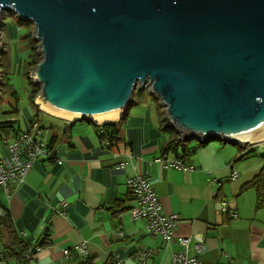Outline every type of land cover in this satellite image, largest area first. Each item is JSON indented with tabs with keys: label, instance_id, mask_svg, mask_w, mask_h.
Listing matches in <instances>:
<instances>
[{
	"label": "water",
	"instance_id": "1",
	"mask_svg": "<svg viewBox=\"0 0 264 264\" xmlns=\"http://www.w3.org/2000/svg\"><path fill=\"white\" fill-rule=\"evenodd\" d=\"M3 11L33 24L28 78L48 109L120 120L147 88L181 140L262 143L264 0H0Z\"/></svg>",
	"mask_w": 264,
	"mask_h": 264
},
{
	"label": "crops",
	"instance_id": "2",
	"mask_svg": "<svg viewBox=\"0 0 264 264\" xmlns=\"http://www.w3.org/2000/svg\"><path fill=\"white\" fill-rule=\"evenodd\" d=\"M4 26L11 39L15 26ZM20 114L24 126L17 124L19 131L33 116L30 106L20 105L18 113L6 119L18 122ZM124 115V141L118 149L100 145L94 126L100 124L58 118L49 126L41 123L50 129L51 139L56 136L55 158L37 160L21 185H9L8 195L0 186V204L28 246H37L48 232L34 264H84L76 249L81 243L94 264H174L172 254L182 250L179 240L187 237L188 255L205 263L264 264V199L258 201L253 187L242 189L264 165V144L244 151L240 144L209 142L178 159L186 169L174 168L158 162L177 159L162 154L169 137L161 130L159 110L134 96ZM12 137L0 134V156L7 153L4 140ZM199 144L189 139V147ZM229 166L236 169V180L230 179ZM134 175L149 180L164 215L178 216L173 242L146 234L145 222L130 217L132 198L126 182ZM221 202L228 211L236 210L237 218L222 214ZM61 203L67 206L59 208ZM2 224L0 217V256L7 243ZM197 241L204 247L199 253ZM143 252L149 255L142 262Z\"/></svg>",
	"mask_w": 264,
	"mask_h": 264
},
{
	"label": "built area",
	"instance_id": "3",
	"mask_svg": "<svg viewBox=\"0 0 264 264\" xmlns=\"http://www.w3.org/2000/svg\"><path fill=\"white\" fill-rule=\"evenodd\" d=\"M51 143L50 129L43 127L38 122L29 121L24 130L19 131L14 137L4 140L7 153L0 156V186L3 188L5 194H9V185L19 186L24 182L28 172L33 167L34 163L39 159H53L55 158L53 147ZM264 144L259 143L257 146L241 145L242 149L258 147ZM163 165L186 169V167L178 159H159ZM59 163V161H58ZM124 166L123 163L120 164ZM229 176L231 180H236L237 171L233 166H229ZM127 189L131 195L132 205L129 208V215L132 220H143L145 222L144 229L148 235L160 234L165 243L169 244L174 240V231L179 223L177 215H164L161 210L159 198L155 193L149 180L141 175H134L127 179ZM220 211L227 215L230 219L237 218L236 210L228 211L227 204L221 202ZM66 203H61L59 208H65ZM182 250L172 254V261L174 264H208L203 262L197 256L188 255V247L191 243L189 237L179 240ZM202 241L194 243L196 251L202 252L204 247L201 245ZM38 246L29 248L28 254L25 256L22 264H34V257ZM77 251L83 259L88 257L84 243L77 245ZM69 251L63 250V256L66 257ZM149 255V252L140 254L139 259L143 262ZM227 260H230L226 256ZM110 264H119L117 261H112Z\"/></svg>",
	"mask_w": 264,
	"mask_h": 264
},
{
	"label": "trees",
	"instance_id": "4",
	"mask_svg": "<svg viewBox=\"0 0 264 264\" xmlns=\"http://www.w3.org/2000/svg\"><path fill=\"white\" fill-rule=\"evenodd\" d=\"M28 37V34H25L24 38ZM23 38V39H24ZM27 39V38H26ZM27 50V58L24 61V65L22 66V74L26 76L28 71L39 63L40 57L35 54L36 48L33 46V42L29 41L25 44ZM32 93L37 94L38 89L34 90ZM32 93L28 97L29 106L33 110V116L30 121H35L40 124L39 115L43 114L38 106L34 104V94ZM13 104H9V111L0 113V134L12 135L13 137L19 132V128L16 127L17 122L14 120H6L11 117L13 114L16 115L18 113V96L16 95L15 90H11V94ZM135 97H138V93H135ZM161 116V115H160ZM124 117L118 120L117 122L103 123L100 125H94L98 129V138L101 146L108 149H118V147L123 143V131L122 125L124 123ZM161 130L168 135V142L163 147L162 154L166 156L170 154L177 159H186L202 144H199L195 147H189V139L181 140L180 135L176 133L174 130L165 126V122L161 116ZM92 124V123H91ZM42 125V124H40ZM56 141V136L52 137L50 146L53 147ZM249 187H253L256 191V196L258 201L264 199V165L259 172V174L253 178L249 183L243 186V190ZM0 208L2 210L3 215L1 216V223L5 221V225L2 224V228L6 231L7 235V243L3 247V251L0 256V260L3 262H8L10 260L16 261L17 264H22L25 256L29 252V248L33 246H28L20 235L12 228L11 224V216L8 209L0 204ZM48 236V232L46 231L43 235L42 241L37 244L39 248L45 244L46 237ZM84 264H94L93 260L90 258H86L83 262Z\"/></svg>",
	"mask_w": 264,
	"mask_h": 264
},
{
	"label": "rangeland",
	"instance_id": "5",
	"mask_svg": "<svg viewBox=\"0 0 264 264\" xmlns=\"http://www.w3.org/2000/svg\"><path fill=\"white\" fill-rule=\"evenodd\" d=\"M6 22L15 26L13 28V33L11 34V39L6 33L4 26ZM25 34H28V37L24 38ZM33 34L34 27L32 23L18 20L17 17L9 11L2 12L0 18V39L2 41V51H0V113L9 111V104H13L12 96L10 95L11 90H15L16 95L19 98L17 107L20 105L28 107L29 95L36 89L39 91V86L33 84L31 79L28 78L30 70L26 76H23L22 74V66L24 65L25 59L27 58V50L25 49V44L27 42H33V46L36 48L35 54L39 56L38 42L33 38ZM137 90L138 87H136V93H138V97L141 100L146 101L150 107L155 110V112L159 110L163 119V109L159 105L157 99L150 94L149 90L147 88L138 92ZM33 94L34 93H32V95ZM36 96L37 94H34V104L38 103ZM39 110L44 113L40 108ZM12 116L15 115L13 114ZM52 117L53 116L50 117V115L46 113L40 114V124L42 123L45 126H49V123H53V121H55V117ZM17 119L18 126L22 128L24 126V121L21 114Z\"/></svg>",
	"mask_w": 264,
	"mask_h": 264
},
{
	"label": "bare ground",
	"instance_id": "6",
	"mask_svg": "<svg viewBox=\"0 0 264 264\" xmlns=\"http://www.w3.org/2000/svg\"><path fill=\"white\" fill-rule=\"evenodd\" d=\"M37 105L39 106V108L46 114H49L50 116H53L55 118L58 119H62V120H67V121H73L74 118L71 116H66V115H62L60 113H56L50 109H48L46 106H44L43 104H41L38 100H37ZM120 118V115H114V116H107V117H95L92 118V122L95 124H103V123H109V122H117L118 119ZM258 141L263 142L264 141V137L259 138Z\"/></svg>",
	"mask_w": 264,
	"mask_h": 264
}]
</instances>
